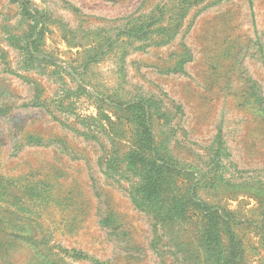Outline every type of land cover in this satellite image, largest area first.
Masks as SVG:
<instances>
[{"label":"rangeland","instance_id":"rangeland-1","mask_svg":"<svg viewBox=\"0 0 264 264\" xmlns=\"http://www.w3.org/2000/svg\"><path fill=\"white\" fill-rule=\"evenodd\" d=\"M225 221L264 264V0H0V264H211Z\"/></svg>","mask_w":264,"mask_h":264},{"label":"trees","instance_id":"trees-1","mask_svg":"<svg viewBox=\"0 0 264 264\" xmlns=\"http://www.w3.org/2000/svg\"><path fill=\"white\" fill-rule=\"evenodd\" d=\"M127 167H136L140 166L142 172L141 184L139 185L141 204L144 208L148 207L158 213L157 219H162V214L165 213L166 218H168L172 211L171 207L168 206L166 201L151 198L154 188H157L164 176V173L167 171V166L164 164H158L157 161L151 157L146 156L141 152H133L127 155L125 158ZM196 204L197 202H191ZM176 210L183 211L184 203L176 202ZM169 208V209H168ZM161 211V212H160ZM212 219H215L212 217ZM208 218V222L211 225H215L213 220ZM226 233L228 234L227 241L225 242V255L221 254L218 250L217 245L220 243L219 235L216 231H212V238H209V234L205 231L206 239L204 242L209 241V246L211 247V254H209L208 259L213 261L211 264H238L241 256V252L237 246L236 239L232 233L231 227L229 226L228 221H225ZM208 230V229H207Z\"/></svg>","mask_w":264,"mask_h":264}]
</instances>
